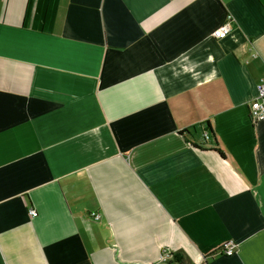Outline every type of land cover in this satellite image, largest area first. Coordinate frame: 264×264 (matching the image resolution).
<instances>
[{"label":"crops","instance_id":"1","mask_svg":"<svg viewBox=\"0 0 264 264\" xmlns=\"http://www.w3.org/2000/svg\"><path fill=\"white\" fill-rule=\"evenodd\" d=\"M260 80L264 0H0V264H264Z\"/></svg>","mask_w":264,"mask_h":264},{"label":"built area","instance_id":"2","mask_svg":"<svg viewBox=\"0 0 264 264\" xmlns=\"http://www.w3.org/2000/svg\"><path fill=\"white\" fill-rule=\"evenodd\" d=\"M228 22L224 24L222 27L216 29L212 36L215 39L221 40L226 38L229 33L231 32V22L230 17H228ZM248 115L251 124H256L259 122L264 121V80H260L256 86V95L255 97L249 102L248 105ZM204 140H209L208 135H204ZM29 215L33 218L37 216V213L33 209H29ZM90 219L94 221H98L100 219V215L93 212L89 215ZM220 253L226 257H231L235 253V245L231 242L225 244L221 249ZM171 252H163L160 258L161 264H166V262L170 259Z\"/></svg>","mask_w":264,"mask_h":264},{"label":"trees","instance_id":"3","mask_svg":"<svg viewBox=\"0 0 264 264\" xmlns=\"http://www.w3.org/2000/svg\"><path fill=\"white\" fill-rule=\"evenodd\" d=\"M205 134L208 135V136L209 135L212 136V140L214 141V139H213V137H214L213 131L211 130L210 126H208V125H207L206 130H204L203 138H204ZM218 153L220 154V151H218ZM166 264H192V262L184 254V252L179 251V252H174V253L171 252L170 259L166 262Z\"/></svg>","mask_w":264,"mask_h":264}]
</instances>
